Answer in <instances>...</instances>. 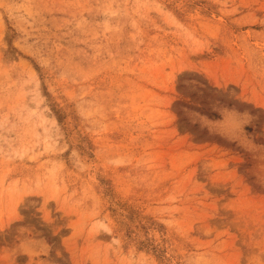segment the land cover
I'll list each match as a JSON object with an SVG mask.
<instances>
[{"label": "rangeland", "instance_id": "1", "mask_svg": "<svg viewBox=\"0 0 264 264\" xmlns=\"http://www.w3.org/2000/svg\"><path fill=\"white\" fill-rule=\"evenodd\" d=\"M0 264H264V0H0Z\"/></svg>", "mask_w": 264, "mask_h": 264}]
</instances>
